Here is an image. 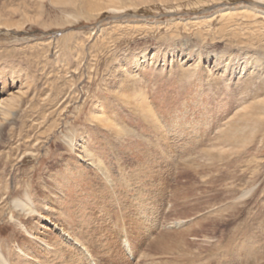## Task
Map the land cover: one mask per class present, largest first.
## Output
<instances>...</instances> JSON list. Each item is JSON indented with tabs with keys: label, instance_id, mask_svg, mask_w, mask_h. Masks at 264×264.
<instances>
[{
	"label": "rangeland",
	"instance_id": "obj_1",
	"mask_svg": "<svg viewBox=\"0 0 264 264\" xmlns=\"http://www.w3.org/2000/svg\"><path fill=\"white\" fill-rule=\"evenodd\" d=\"M27 191L40 213L12 208ZM20 225L88 249L39 264H264V0H0L17 264L42 251Z\"/></svg>",
	"mask_w": 264,
	"mask_h": 264
},
{
	"label": "bare ground",
	"instance_id": "obj_2",
	"mask_svg": "<svg viewBox=\"0 0 264 264\" xmlns=\"http://www.w3.org/2000/svg\"><path fill=\"white\" fill-rule=\"evenodd\" d=\"M257 1H260L261 2L263 0H257ZM94 114H96V113H94ZM72 145L74 146V150L75 151L78 150L77 149L78 147L76 146V144H74L72 142ZM82 156L83 155L79 154L78 157L82 161H84L85 159H83V158L84 157L86 158L89 155L87 153H85L84 156L83 157ZM93 160H94V158H93ZM53 177H54V175H53ZM18 194L14 195L12 197V201H11L12 208L15 210V212L18 211L20 213L26 214V211L28 209H31L34 206L35 207V213L34 214L40 213V210H36V203L33 200V196L28 191L25 192V193H23L24 196L23 195L17 196ZM13 201H17V203L15 204V206L13 205ZM41 210L48 212L51 209H50V207H49L48 204H45L44 206H42ZM52 210H53V208H52ZM48 214H50V213H48ZM51 214H52V212H51ZM26 215H29V214H26ZM11 217L13 219H16L13 215H11ZM46 217H48V216H46ZM46 217H44V218H46ZM46 221H48V224L49 223L52 224V225L55 224L54 221H52L51 219L46 218ZM22 226H23V228L21 229V231L24 233V236L25 237H28L30 239V242H31L32 246L36 247L35 245H38V248L41 247V249H42V251H40L38 253V257H39L38 258L37 255L36 256L35 255L33 256V255H31L32 253L29 252V250H32L33 247H31V248L28 247L24 241H21V242L15 241V246H14L15 248L14 249H15L16 253L19 255V257H18L19 258V261L21 260L20 257H22V261H23L22 263L23 264H39V262H41V260H42V257L45 256L44 255L45 252H47V254H54V255H56L57 252H59V250H57L56 247L59 245L60 242H66L65 244H66V247L68 248V250H66V251H67V253L70 254V256H72V254L70 252V247H72L73 245H76V247H78L81 250H83V252L88 253V249L85 246V244L82 241H80L79 239H77L75 236H72V234H69L66 231L65 227H63L62 225L56 227L58 229V233L59 234H58V237H56L57 235H54V237L57 238V240L55 242H52L53 241L52 240L53 237L50 238L51 236L49 234L50 232H49L48 228L46 229L44 227L45 229H41L39 231V229H37V226H36V229H35L34 226H32V227H30V226L28 227L26 225H22ZM66 237H68V239H66ZM124 242H125V240H124ZM7 246L4 245V244H1V242H0V256H3L8 261V264H17L16 262H18V260L15 262L16 259H13V254L11 255L8 252L9 247L7 248ZM25 246H27L26 249H25ZM131 246H133V245H131ZM70 258H72V257H70ZM30 261H32V262H30Z\"/></svg>",
	"mask_w": 264,
	"mask_h": 264
},
{
	"label": "clouds",
	"instance_id": "obj_3",
	"mask_svg": "<svg viewBox=\"0 0 264 264\" xmlns=\"http://www.w3.org/2000/svg\"><path fill=\"white\" fill-rule=\"evenodd\" d=\"M17 203V201H13V205L15 206V204ZM35 213V207L33 206L31 209H28L26 211V214H34ZM21 229L23 228L22 225L19 226ZM0 264H8V261L3 257L0 256Z\"/></svg>",
	"mask_w": 264,
	"mask_h": 264
}]
</instances>
